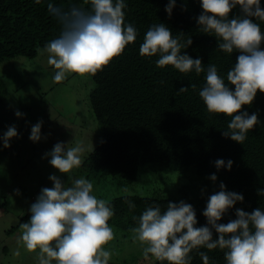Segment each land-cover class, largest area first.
Listing matches in <instances>:
<instances>
[{"label": "clouds", "instance_id": "clouds-1", "mask_svg": "<svg viewBox=\"0 0 264 264\" xmlns=\"http://www.w3.org/2000/svg\"><path fill=\"white\" fill-rule=\"evenodd\" d=\"M40 2L35 0L37 4ZM200 3L203 11L196 18L198 29L213 34L219 51L238 53L227 72V83L215 64L205 68L202 59L182 52L192 45L191 38L184 42L183 33L174 36L163 23L153 24L146 31L139 54L158 57V68L171 66L185 74L205 73L199 97L209 113L231 118L222 135L243 144L247 133L260 122L258 113L249 114L243 109L253 104L258 92L264 93V31L256 22H264V7L261 0H200ZM84 4L90 5V10L77 5L67 10L51 2L47 5L61 31L43 48H37V53L47 56V63L56 70L53 80L57 83L66 79L68 73L94 76L137 40L136 27L125 23L124 0H84ZM175 6L176 0H170L166 6L169 17ZM237 7L240 14L233 16ZM190 86L193 90L197 88L196 84ZM188 90V86H183L177 94ZM15 115L23 114L17 110ZM42 126L43 121H39L31 127V141L42 139ZM16 137L18 131L12 125L0 140L9 148ZM89 150L73 140L67 144L58 142L45 154V158L50 157V165L67 175L68 181L50 175L53 187L42 188L30 206L29 221L20 224L17 242H22L29 253H35L36 264H109L112 253L106 246L115 235L109 225L113 208L109 201L93 194L94 185L89 179L71 175ZM214 163L218 170L226 167L230 171L233 167L232 160L218 159ZM210 179L215 182L218 178L212 174ZM257 194L264 196V189L258 188ZM243 201L242 194L227 191L226 185L220 183V190L208 197L203 211L205 226L197 227L193 206L180 201L169 202L163 212L158 204L147 207L131 231L143 246L145 259L151 256L167 264H191L190 253L206 248L223 251L227 264H264V210L258 207L247 212L236 208L235 219L220 223L237 202ZM199 255L203 264H210L206 252Z\"/></svg>", "mask_w": 264, "mask_h": 264}, {"label": "trees", "instance_id": "trees-1", "mask_svg": "<svg viewBox=\"0 0 264 264\" xmlns=\"http://www.w3.org/2000/svg\"><path fill=\"white\" fill-rule=\"evenodd\" d=\"M49 2L65 10L72 5L90 10L84 0H41L39 4L35 0H0V63L15 58L35 59L37 48H43L60 35L61 25L48 12ZM124 2L127 5L125 23L133 24L138 36L97 74L86 75L93 84L88 103L98 124L99 139L82 163L83 177L96 185L111 169H116L124 175L134 174L132 180L135 182L138 176H142L138 171L142 162L139 164L133 150L147 149L161 155L164 163L192 168L200 177L210 179L215 174L218 179L207 197L220 190V183L226 185L227 191L244 196V201L237 202L220 223L235 219L236 208L247 212L258 207L264 210V196L257 194L258 188L264 189V93L258 92L253 104L244 106L243 110L249 114L258 113L260 122L247 133L243 144L237 143L222 135L231 118L209 113L199 97L205 73L197 75L193 71L185 74L171 66L158 68V57L140 56L139 47L146 31L153 24L163 23L174 36L183 33L184 42L191 38L192 45L182 52L194 59H202L205 68L208 64H215L226 83L227 72L238 53L219 51L213 34L198 29L196 18L203 11L200 0H176L171 17L165 11L170 0ZM261 4L264 7V0ZM239 14L237 7L233 16ZM256 22L264 31V22ZM191 84H196V90ZM183 86L189 87L188 92L177 94ZM5 99L6 86L0 78V102ZM218 159L232 160V169L218 170L214 163ZM116 194L108 201L114 211L109 225L117 232L133 234L131 229L138 225V218L147 207L158 204L163 212L169 202L191 204L196 211L197 227L207 223L203 215L205 208L200 204L187 199L172 200L157 186L143 193L134 190L132 193L116 191ZM128 202L135 208H130ZM213 232L215 238L217 234ZM201 251L209 255L210 264H227L223 251L206 248L190 253L191 264H203L199 255ZM149 258L151 264H167V261Z\"/></svg>", "mask_w": 264, "mask_h": 264}, {"label": "rangeland", "instance_id": "rangeland-1", "mask_svg": "<svg viewBox=\"0 0 264 264\" xmlns=\"http://www.w3.org/2000/svg\"><path fill=\"white\" fill-rule=\"evenodd\" d=\"M55 71L46 55L0 63V78L6 86V99L0 102V137L12 125L18 131L9 148L0 140V264H36L35 253L17 242L20 224L29 221L30 206L42 188L53 187L50 175L68 181L67 175L50 165V157L45 158V154L58 142L74 140L91 149L83 155V163L99 139L98 124L88 103L91 80L86 75L68 73L57 83L53 80ZM17 110L21 117L15 115ZM39 121H43L42 139L33 142L29 139L31 127ZM133 152L139 164L142 162L138 169L142 176L133 182L134 174L111 169L100 184L94 185V195L108 201L116 191L143 193L157 186L172 200H192L206 208L207 194L214 184L211 179L196 175L192 168L166 164L161 155L150 150L135 148ZM81 168L82 164L73 170V178L83 177ZM113 231L114 239L106 246L112 253L109 264L152 263V259L143 257V246L133 234Z\"/></svg>", "mask_w": 264, "mask_h": 264}]
</instances>
